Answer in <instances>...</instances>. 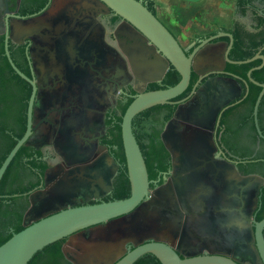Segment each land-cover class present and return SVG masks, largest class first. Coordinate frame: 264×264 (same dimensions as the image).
<instances>
[{"label": "flooded vegetation", "instance_id": "1", "mask_svg": "<svg viewBox=\"0 0 264 264\" xmlns=\"http://www.w3.org/2000/svg\"><path fill=\"white\" fill-rule=\"evenodd\" d=\"M53 1L0 0L2 57L8 60L7 34L11 37L17 25L46 14ZM263 4L264 0H254L245 14L237 8L232 28L225 32L234 37L233 32L240 29L245 47L262 42ZM92 12L93 24L82 38V61L87 70L83 75L87 92L95 99L91 103L75 101L81 89L72 72L75 63L64 48H56L57 41L39 36L21 42L9 40L13 63L37 86L32 134L9 182L23 192L16 202L10 195L0 196L3 210L16 218L21 216L23 227L38 216L30 214L33 202L41 204L63 185L73 189L72 197L63 202L65 208L82 201L97 204L124 195L128 198L131 183L121 131L124 111L138 94L173 87L181 80L172 66L159 79L166 61L120 16L105 7ZM73 31L67 30L66 35ZM220 31L224 29L210 36ZM201 40L189 47L188 55ZM234 43L228 54L231 61H237ZM229 47L228 37L206 46L201 52L206 53L208 62L192 73L186 92L173 100L179 103L151 108L133 120L134 133L140 130L137 134L146 146L145 152L141 151L149 175V195L125 217L142 226L143 235L127 240L122 251L114 254L113 262L140 245L158 241L171 246L182 259L218 255L239 264H264L256 241V225L264 220V97L256 117L261 91L251 94V84L260 87L248 76L262 60L246 71L229 63L223 67ZM263 51L264 46L259 47L256 55H263ZM174 71L176 79L170 76ZM254 72L264 79V67L251 73L252 80L264 84L252 77ZM14 74L13 69L7 76L12 88L21 96H29L14 105L23 112L20 119L11 118L6 133L13 139L22 134V139L28 128L33 87ZM213 80H223L225 86L206 87ZM171 109L174 112L168 118ZM13 231L10 226L9 232ZM58 242L59 256L44 253L35 264H94L90 247L87 251L71 247L69 238ZM138 262L161 264L152 254L143 255L134 264Z\"/></svg>", "mask_w": 264, "mask_h": 264}, {"label": "water", "instance_id": "2", "mask_svg": "<svg viewBox=\"0 0 264 264\" xmlns=\"http://www.w3.org/2000/svg\"><path fill=\"white\" fill-rule=\"evenodd\" d=\"M144 1L54 0L46 14L30 20L26 24L17 25L11 37L7 34L5 52L9 63L20 77L31 83L33 91L29 100L27 131L1 165L0 182L19 150L28 144L33 129V105L37 96L36 83L24 75L15 66L10 57V39L15 42H21L23 38L39 36L45 40L57 41L55 44L56 48H64L65 52L73 57L75 63V68L72 69V72L76 74L75 81L81 87L78 91L80 94L75 95V101L82 104L91 103L95 99L92 93L89 94L87 92V78L83 75L86 74L87 70L84 67L86 66L84 61H82L85 52L82 38L85 31L93 24V19L90 17L95 14L92 10L105 7L120 16L127 25L148 40L166 61L165 68L162 70L159 79H162L167 69L172 66L180 74L181 80L173 87L138 94L123 115L121 131L131 183V195L126 199L97 204H84V201H82L80 205L72 203L70 207L65 208V203L63 202L68 197H72L70 195L73 190L72 187L63 185L61 188L55 189L53 194L41 201V204L33 202L30 214L38 215L34 223L25 225L22 231L15 233L7 242L0 246V264H28L39 251L66 238L70 239L69 245L71 247L79 248L81 251H87L90 247L94 254L92 263L114 264V254L118 250L122 251L125 242L133 237L137 238L143 235L142 226L138 225L134 219H132L133 221H127L125 218L148 197L150 187L146 162L133 132V120L139 114L151 108L166 104H178L179 102H173V100L186 92L190 85L191 75L197 70V66L208 62L206 53L201 51L213 41L222 37L230 39V47L226 53V61L223 63V67L226 63L244 65L262 60L260 67L254 68L248 73L250 81L261 88L255 106V116L257 117L259 105L264 97V84L252 80L251 73L264 67V55L258 54L244 61H231L228 59V54L233 46L234 37L231 33L225 31H220L201 40L193 52L188 55L189 47L183 48L181 46L174 34L148 9ZM183 1L197 2L200 0ZM71 29L74 30L72 34L66 35V31ZM80 61L81 63H79ZM225 83L223 80H213L206 87L212 85L222 87L225 86ZM182 135L186 138L187 132ZM91 146L93 147V145ZM76 195L74 194V196ZM147 214L145 213L144 217H147ZM263 229L264 220L256 225L257 246L264 260ZM145 254L154 255L161 264H239L233 259L218 255L182 259L175 249L158 241L138 246L115 264H134Z\"/></svg>", "mask_w": 264, "mask_h": 264}, {"label": "trees", "instance_id": "3", "mask_svg": "<svg viewBox=\"0 0 264 264\" xmlns=\"http://www.w3.org/2000/svg\"><path fill=\"white\" fill-rule=\"evenodd\" d=\"M253 1L254 0H236V7L239 8L243 14H245L248 6L252 5ZM146 5L148 9L157 16L155 1L147 0ZM224 31H227V30L224 29ZM233 34L235 38L233 55H234V59L237 61H243V60H248L250 58H253L256 55L258 48L261 46H264V38H263L262 42L259 43V42L254 41L251 43L250 46L245 47L243 43V37L241 34V30L237 29L235 32H233ZM2 54H4V43H3V40L0 38V167L5 161V159L7 158L8 154L15 147L18 140L22 136L21 134V135H18L17 139H13L12 137H9L8 134L6 133V130L9 128V125H10L9 122L11 118L18 119L19 116L22 115V112H23V110L17 109L16 107H14V105L22 102L24 99H27L29 96V95L21 96L10 85V82L7 76L8 74L13 73V69L11 68L6 57L4 56L2 57ZM262 54L264 55V51ZM260 63L261 61H255L250 64H244V65L234 66V67H239L246 71V70L251 69L252 67L259 65ZM260 74L261 73L259 72H254L252 77L260 82H264V79ZM14 75L16 78H19L17 74H14ZM170 76L176 79L178 75L174 71L170 73ZM260 91H261L260 88H255V86L251 84V94H253L254 92L259 93ZM256 98L257 97L253 98L254 103L256 101ZM131 102L132 101L129 102V105L131 104ZM162 107L164 106L163 105L157 106V107H154L153 110H158ZM173 112L174 110L171 109V114L169 115L168 118L172 117ZM137 119H138V116L135 118V121ZM133 132H134V129H133ZM139 132L140 130L135 132L134 135L138 141V144L141 150L145 152L146 146L144 145L143 142H141V135H138ZM23 150H24V147H22L19 150V152L17 153V155L15 156V158L9 165L8 169L6 170L0 182V196L4 194L10 195L11 197L9 198L12 202H16L20 198L19 194L23 192L22 189L15 188L11 186L9 183L13 169H14V165L17 163ZM148 164H149L148 167L151 169V165L149 161H148ZM15 195H18V196H15ZM125 198H127L126 195L119 196L117 200H121ZM3 218H6L5 221ZM21 219H22L21 216L17 215V218H16V216L12 215V212H10L9 210L4 211L2 199L0 198V246L3 245L5 242H7L15 233H19L20 231L24 229V227L21 224ZM10 226L14 228L13 232H9ZM60 247H61V244L59 242L53 243L45 247L42 251H39L28 264H35L36 258H38L40 255L44 253L51 254L55 257L59 256L61 254ZM140 262H138V264Z\"/></svg>", "mask_w": 264, "mask_h": 264}, {"label": "crops", "instance_id": "4", "mask_svg": "<svg viewBox=\"0 0 264 264\" xmlns=\"http://www.w3.org/2000/svg\"><path fill=\"white\" fill-rule=\"evenodd\" d=\"M160 2L162 3L161 0H157V3L155 2L156 12L157 5L161 4ZM184 2L195 4L189 7L191 11H193V14H191L190 19H185V28L181 30L177 29V32L173 31L169 25L157 15L163 24H165L176 36L181 46L184 48L191 47V45L198 40L204 39L216 31L222 29L229 30L232 28L237 9L236 0H200L197 2ZM212 29H215V31L211 32Z\"/></svg>", "mask_w": 264, "mask_h": 264}, {"label": "rangeland", "instance_id": "5", "mask_svg": "<svg viewBox=\"0 0 264 264\" xmlns=\"http://www.w3.org/2000/svg\"><path fill=\"white\" fill-rule=\"evenodd\" d=\"M161 1L162 3L160 2L161 4L157 5V15H159V17L164 22H166L169 25V27L175 32H177V29L181 30L185 28L184 27L185 19L187 18L190 19L191 14H193V11H191L189 7L195 4L186 3L181 0H161ZM155 2L157 3V0H155ZM213 31H215V29H212L211 32Z\"/></svg>", "mask_w": 264, "mask_h": 264}]
</instances>
